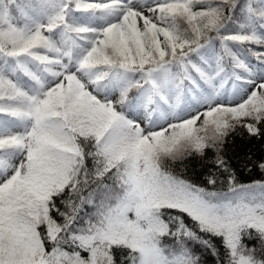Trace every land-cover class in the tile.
<instances>
[{"label": "snow or ice", "instance_id": "obj_1", "mask_svg": "<svg viewBox=\"0 0 264 264\" xmlns=\"http://www.w3.org/2000/svg\"><path fill=\"white\" fill-rule=\"evenodd\" d=\"M257 142L264 0H0V264H264Z\"/></svg>", "mask_w": 264, "mask_h": 264}, {"label": "trees", "instance_id": "obj_2", "mask_svg": "<svg viewBox=\"0 0 264 264\" xmlns=\"http://www.w3.org/2000/svg\"><path fill=\"white\" fill-rule=\"evenodd\" d=\"M252 150L255 156L264 155V145H261L259 142L252 145ZM184 164L187 165L186 168L181 167L180 163L177 162V164L173 165L170 170L173 171L174 174L181 176L184 179L200 184L201 186H207L204 179L203 169L198 166L196 160L189 158L188 160L184 161ZM237 178L241 183H251L257 180H264V174H261L257 170H253L251 173L245 172L242 175L238 174ZM249 246H251V242H249ZM202 259H206L207 264H216L215 258L211 255L206 254L204 257H202Z\"/></svg>", "mask_w": 264, "mask_h": 264}]
</instances>
